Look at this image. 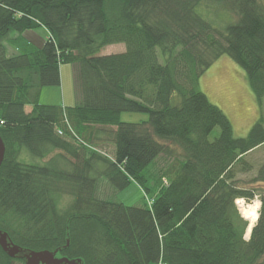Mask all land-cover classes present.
<instances>
[{"label": "trees", "instance_id": "trees-1", "mask_svg": "<svg viewBox=\"0 0 264 264\" xmlns=\"http://www.w3.org/2000/svg\"><path fill=\"white\" fill-rule=\"evenodd\" d=\"M263 1L0 0V231L83 264H264V208L246 240L235 204L264 201V159L240 179L264 146V111L234 137L198 88L227 56L261 104ZM40 27L42 44L20 39ZM112 44L124 51L100 55ZM62 64L73 68L78 103H38L42 88L60 85ZM122 113L147 119L122 122ZM100 179L113 193L131 182L148 193L149 179L158 189L125 206L97 197ZM12 261L0 248V264Z\"/></svg>", "mask_w": 264, "mask_h": 264}, {"label": "rangeland", "instance_id": "rangeland-1", "mask_svg": "<svg viewBox=\"0 0 264 264\" xmlns=\"http://www.w3.org/2000/svg\"><path fill=\"white\" fill-rule=\"evenodd\" d=\"M207 16L210 19H215L217 22L235 20L233 15H225L223 13H218L217 15H214V13L211 15L207 14ZM15 36V34H10V39H14ZM47 36L45 29L40 27L31 32H26L20 39L31 40L36 44H42L46 41ZM4 45L8 55L16 53L15 44L6 41ZM122 51H124L123 44H112L102 48L100 55L115 54ZM59 75L60 85L42 88L38 97V103L42 105H53L60 100L58 106L61 107H72L78 103V94L74 87L72 66L70 64L60 65ZM198 88L206 95L210 103L217 106L228 118L232 126L234 137L246 136L250 128L258 120L260 112L264 111V98L262 99L261 104L258 105V102L246 80L245 73L227 56H221L212 63V65L200 77ZM29 110L30 108L27 107L26 112H29ZM146 119V115L137 113H122L120 116L122 122L133 123ZM217 134L218 129L216 128L212 132L211 138L217 136ZM101 150H103L105 154L112 156L113 149L110 144H105ZM263 159L264 146L250 153L247 156V161L252 165L253 170L247 175L240 176V179L248 180L251 178L255 173V169ZM98 184V198L117 201L125 206L131 207H141L145 205L146 197L153 198L158 189L157 187H153L154 182L152 179H149V182L146 185L147 188L150 189V192H146L147 194L135 182H131L124 190L115 191L114 193L105 179L98 180ZM105 188L107 190L110 189L108 194L104 193ZM257 200L258 199L255 198L252 202ZM67 201L68 198H64L62 202ZM243 202L246 204L244 200ZM236 207L240 216L248 223V221L241 215L239 207ZM248 237L244 234L245 239ZM12 264H24V261L13 259Z\"/></svg>", "mask_w": 264, "mask_h": 264}, {"label": "water", "instance_id": "water-1", "mask_svg": "<svg viewBox=\"0 0 264 264\" xmlns=\"http://www.w3.org/2000/svg\"><path fill=\"white\" fill-rule=\"evenodd\" d=\"M5 147L0 138V165L3 161ZM251 233V231H250ZM249 233V236H250ZM249 237L246 239L248 240ZM68 242L66 243V246ZM0 248L11 259H23L24 264H83L80 259H68L65 257H56L55 251H30L14 244L7 233L0 231Z\"/></svg>", "mask_w": 264, "mask_h": 264}, {"label": "bare ground", "instance_id": "bare-ground-1", "mask_svg": "<svg viewBox=\"0 0 264 264\" xmlns=\"http://www.w3.org/2000/svg\"><path fill=\"white\" fill-rule=\"evenodd\" d=\"M238 207L241 215L248 221V226L245 232V236L248 237L252 229V226L255 224L256 211H257V201H254L249 204H245L243 201L238 200Z\"/></svg>", "mask_w": 264, "mask_h": 264}, {"label": "clouds", "instance_id": "clouds-1", "mask_svg": "<svg viewBox=\"0 0 264 264\" xmlns=\"http://www.w3.org/2000/svg\"><path fill=\"white\" fill-rule=\"evenodd\" d=\"M261 208H264V201L257 200V211H256V219L259 220L261 215Z\"/></svg>", "mask_w": 264, "mask_h": 264}, {"label": "crops", "instance_id": "crops-1", "mask_svg": "<svg viewBox=\"0 0 264 264\" xmlns=\"http://www.w3.org/2000/svg\"><path fill=\"white\" fill-rule=\"evenodd\" d=\"M59 101H60V100H59ZM59 101H58V102H55L53 105H59V104H58V103H60Z\"/></svg>", "mask_w": 264, "mask_h": 264}, {"label": "built area", "instance_id": "built-area-1", "mask_svg": "<svg viewBox=\"0 0 264 264\" xmlns=\"http://www.w3.org/2000/svg\"><path fill=\"white\" fill-rule=\"evenodd\" d=\"M60 134V132H58ZM236 204H238V201H236Z\"/></svg>", "mask_w": 264, "mask_h": 264}]
</instances>
